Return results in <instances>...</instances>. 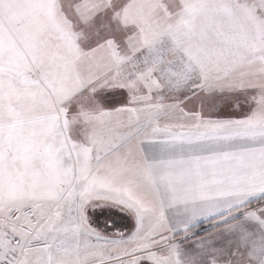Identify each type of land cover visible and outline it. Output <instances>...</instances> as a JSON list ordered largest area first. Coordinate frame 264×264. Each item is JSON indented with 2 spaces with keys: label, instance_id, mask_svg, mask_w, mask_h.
Masks as SVG:
<instances>
[{
  "label": "snow or ice",
  "instance_id": "1",
  "mask_svg": "<svg viewBox=\"0 0 264 264\" xmlns=\"http://www.w3.org/2000/svg\"><path fill=\"white\" fill-rule=\"evenodd\" d=\"M0 264H264V0H0Z\"/></svg>",
  "mask_w": 264,
  "mask_h": 264
},
{
  "label": "rangeland",
  "instance_id": "2",
  "mask_svg": "<svg viewBox=\"0 0 264 264\" xmlns=\"http://www.w3.org/2000/svg\"><path fill=\"white\" fill-rule=\"evenodd\" d=\"M127 223H128L127 221H123V224L122 223L121 224L124 225V224H127Z\"/></svg>",
  "mask_w": 264,
  "mask_h": 264
},
{
  "label": "crops",
  "instance_id": "3",
  "mask_svg": "<svg viewBox=\"0 0 264 264\" xmlns=\"http://www.w3.org/2000/svg\"><path fill=\"white\" fill-rule=\"evenodd\" d=\"M121 223L123 224V221H121Z\"/></svg>",
  "mask_w": 264,
  "mask_h": 264
}]
</instances>
